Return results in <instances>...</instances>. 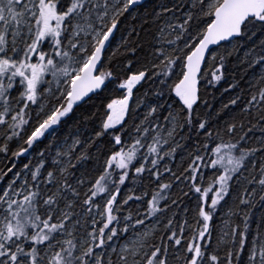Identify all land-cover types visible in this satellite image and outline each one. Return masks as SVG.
I'll return each instance as SVG.
<instances>
[{"label": "snow or ice", "instance_id": "obj_1", "mask_svg": "<svg viewBox=\"0 0 264 264\" xmlns=\"http://www.w3.org/2000/svg\"><path fill=\"white\" fill-rule=\"evenodd\" d=\"M0 264H264V0H0Z\"/></svg>", "mask_w": 264, "mask_h": 264}, {"label": "trees", "instance_id": "obj_2", "mask_svg": "<svg viewBox=\"0 0 264 264\" xmlns=\"http://www.w3.org/2000/svg\"><path fill=\"white\" fill-rule=\"evenodd\" d=\"M222 92H223V89L221 88L218 92L214 93L217 101L223 98L221 95Z\"/></svg>", "mask_w": 264, "mask_h": 264}]
</instances>
